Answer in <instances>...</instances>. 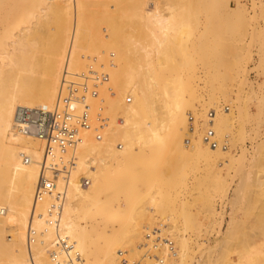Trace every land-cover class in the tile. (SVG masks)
Masks as SVG:
<instances>
[{"label": "bare ground", "instance_id": "bare-ground-1", "mask_svg": "<svg viewBox=\"0 0 264 264\" xmlns=\"http://www.w3.org/2000/svg\"><path fill=\"white\" fill-rule=\"evenodd\" d=\"M85 1L0 0V264H55L50 252L55 249L57 233L45 222L53 199L49 196L35 202L34 198L40 179L43 146L36 138L24 136L16 130V109L53 107L66 74L73 78L84 72L88 59L96 58L98 62L108 65L111 55L114 57L113 66L107 69L109 82L101 89L99 98L92 100V114L103 111L108 118L102 138L96 140L92 132H84L75 151V170L57 182L56 192H64L66 196L59 234L72 245L70 251L59 252L58 255L61 259L75 255L82 264H173L182 255L179 256L182 249L179 252L180 246L176 248V245L180 242L182 247H186L187 242L183 237L168 233L165 239L160 240L168 224L152 230L147 226L143 243L142 224L129 218L133 215H136L133 218L147 217V214L154 213L158 208L157 202L162 203L154 195H150L146 207L143 204L140 205L142 207H135L131 203L135 200L132 198L139 193L140 184L151 174V165L144 169L142 165L145 160L139 155L154 142L163 144V134L176 136L188 133L192 139L191 144L186 142L188 147L202 149L206 154L213 153L226 160L230 156L222 142L218 141L219 147L213 149L204 138L202 141H195L194 138L201 120L214 131L218 139L223 131L229 129V120L234 119V114L231 115L229 109L219 112L218 102L213 100L204 106L201 114L193 107L190 112L191 126H187V114L182 106L186 94L185 84L179 75L167 70L170 59L185 55V38L183 40L181 31L186 29V20V24L184 21L182 24L181 20L175 23L177 20L173 16L166 18L159 13L157 1L149 0H114V12L102 2L101 6L99 4L102 9L98 8L97 11L99 14L95 12L97 15L93 16L94 19L88 20L87 14L91 8H86L89 4L87 1L86 5ZM194 1L193 4L199 3L206 12L223 8L219 0ZM236 5L241 12L242 5L239 2ZM11 15L15 17L13 20L21 19L23 25L16 34L11 32ZM210 19L213 23V18ZM236 20L238 25L239 19ZM178 23L184 29L179 28ZM138 25L147 29L144 38L148 39V43L145 39L143 43L140 38H136ZM95 26H103V31L108 33L99 36L102 43L95 37ZM224 27H227L225 23ZM221 29L218 32L222 36L225 32H221ZM193 30L186 31L189 32L186 33V39L192 37ZM183 33L185 35V30ZM107 53L110 54L103 61L101 58L104 56L101 55ZM86 54H97L100 58L86 57ZM261 63H264V58ZM261 65L264 64H260L259 69ZM260 78L262 83H259ZM255 81L250 89L253 104L250 157L248 165L241 168L242 164L238 170L231 204L234 208L246 205L243 207L244 212L246 208L247 212L254 211L253 222L247 223L252 230H248L252 232L257 228L259 232L249 234L245 228L248 226L245 225L242 228L249 232L248 237L239 229L237 234L232 235L234 231H230L232 228H229V224L221 238L215 240V256L211 254L212 245L204 248L207 252L204 253L208 254L205 264H264V71L257 73ZM211 107L215 109L213 112L208 110ZM80 110L77 104L72 105L73 112ZM117 113L122 115L118 122ZM25 157L28 158L27 162ZM154 163L161 164L160 161ZM82 180H88V185L82 187ZM127 214L132 223L126 225L122 219ZM246 214H242L243 219ZM166 219L168 221L170 218ZM237 220L233 221L238 226L244 224V221L240 220L239 224ZM30 227L36 232L32 244H29ZM149 236L156 238L157 242H150ZM231 238H237L238 241L235 244L238 246L235 259L230 255ZM246 238H250L249 242ZM167 241L173 244V251L169 249Z\"/></svg>", "mask_w": 264, "mask_h": 264}, {"label": "rangeland", "instance_id": "rangeland-1", "mask_svg": "<svg viewBox=\"0 0 264 264\" xmlns=\"http://www.w3.org/2000/svg\"><path fill=\"white\" fill-rule=\"evenodd\" d=\"M87 1L89 6H86V8H91L90 11H88L89 14H87L89 15L88 20L94 19L93 16L95 14L97 15V13L99 14L97 11L98 8L102 9V7H99V4L101 6L102 2H105L104 4L106 6H104L110 9L111 12L116 8V2L114 0H94V2L93 0H86V5ZM98 1L99 3H97V6L95 2ZM149 1H157L159 3V13L166 18L173 16L175 20H177L175 23L181 20L180 22L183 24L185 22L184 20H186L188 24L187 25L185 22L186 27L182 25L180 26L179 23L177 25L180 26L179 28H186L184 29L185 35L183 33L184 30L181 31V34H183V40L185 38L183 42L184 46L186 45L185 50L188 53L185 51L184 57H176L175 59L173 57L167 62V70L175 75H179L185 84L186 94L182 106L184 108V113L187 114V126L190 127L192 122V116L190 115L191 109L195 107L201 114L204 106H208V103L213 102V100L218 102L217 106L219 112H224L225 109H229L230 114H234L233 117L231 116L234 119H232V121L229 120V129L223 131L218 139L215 137L217 143L218 141L222 142V145L226 147V151L230 156L226 160L213 153L206 154L202 149H192L191 146L188 147L186 142L188 141V144L192 143L191 135L188 133L182 135L177 134L176 136L168 133L163 134L161 135L163 138V144L159 145V143L154 142L151 145H148L139 157H142L145 160V164L142 165L144 169H147L149 164L151 165V168L149 169L151 170V174L148 176V179L143 176L145 181L140 184V189H138L139 193H137V196L135 195L136 197L132 198H135V200H132L131 203L133 206L136 205L135 207H142L143 205V207H146L150 195H154L155 198L162 203L156 201L157 203H155L159 204V206L157 205L158 210L156 209V211L154 209V213L147 214V217H138L140 218L138 219L133 218L136 217V215H129V218L132 217V220L130 219L131 221L136 220V222L142 224L143 243L145 242L144 236L147 234L145 230L147 226L152 230L154 228H161L165 224L167 226L168 224L166 227V229H168L160 240H162V238L165 239L168 233H174L175 235L178 234L183 237L184 241L187 242V248L182 247L180 242L176 245V248L180 246V248H178V250L180 249L179 252L182 249V251L185 250L184 252L186 253L187 251V253L185 254L181 251L182 253L180 252L179 256L181 254L183 256L181 255L180 258L178 257L179 259H177L179 261L176 260L177 262H173V264H181V260L182 264H205L206 259H208V254H206L207 252L204 248L212 245L213 252L211 251V254H213L212 257L215 256V252H217L214 250L217 246L214 244H217L215 240L221 238V235H223L229 224V228L233 229L230 231H234L233 234L231 233L232 235L237 234L239 230H243L245 237L246 234L248 237V233L250 232L249 234H251L254 231L253 229L251 232L250 230L252 229H250V225L247 224L250 221L253 222L254 219H252V216L255 218V215H253L254 211H249L250 213L252 212L249 215V212H247L248 209L246 208V214L244 212L246 205H243V207L245 206L244 208L240 205L234 208L231 201H233L232 191L237 183L238 170L242 164L243 166L241 168L248 165L247 160L250 157V126L251 113L253 112L250 89L251 85L256 82L257 73L264 71V65H261L263 69H259L260 64H264L261 63V59L264 58V0H219L218 2L221 1L220 3L223 7L222 9H218L219 11L222 10L220 13L216 8L213 9H216L215 12H213V10L211 12H206L202 9L203 7H201V5H198L199 3L193 4L195 3L194 0V2H192V0H177V2L176 0ZM237 1L243 7L241 12L237 10V5L235 6V4L238 3ZM189 2H192V4ZM96 6L97 9H95ZM209 15L214 17H210ZM13 17L14 16L11 15V32L16 34L21 28H23V25L21 24V19L13 20ZM210 18H213V23L210 22ZM236 19H239L238 25H236ZM197 21H199V23ZM196 23H198V26ZM224 23L227 27H224ZM230 23L231 25H229ZM213 25L215 27H213ZM211 26L217 30V32L223 26L222 28H225V30L221 29V32H225V36L223 34L222 36L219 35L220 31L218 32V36L217 32L213 30ZM140 27L141 26L137 28L138 31L136 38H140L142 41L145 39L144 36H146L147 29L141 27L142 31L140 32ZM188 27L190 31L192 28L194 29L191 32L192 37L188 38L189 40L185 37L187 33L186 31H189L187 30ZM96 28L97 26L94 28L95 31L97 30L95 37L99 38L101 35L105 36L108 34L103 31V26L98 27L99 29ZM126 29L127 27L125 30ZM141 33L145 34L142 38L140 37L142 35ZM101 37L99 38L100 42L102 39ZM147 40L145 39L146 43H148ZM106 41L107 40L105 39V42ZM185 41H187V43ZM100 42H98L99 45ZM199 43L200 46H198ZM201 45H204V47L202 46L203 48H201ZM109 54H102L101 57L104 56V58L101 59L103 61L105 59L107 60ZM117 55L118 54L115 55V59L117 58ZM85 56L99 57L100 55L86 54ZM259 80V83H262V79L260 78ZM214 108L212 109L211 107V109L208 110L213 112L217 109ZM121 118L122 115L117 113L116 121L118 122ZM147 121L148 118L146 119V122ZM149 121H151V119ZM198 125V131L194 140L197 141L198 139H201L202 141L206 131L209 130V126H206L201 120H199ZM180 142H183V144L180 145ZM118 145L119 142L116 143L115 146L118 147ZM156 161H160L161 164L154 163ZM220 163H222V165H220ZM227 191L228 193H223ZM136 202L137 204H135ZM240 214H246L249 217L247 218V216H245L247 219H243L242 217H244V215L240 216ZM234 215L236 216L234 217ZM232 216L234 217L233 219L231 218ZM127 217L128 214L123 216V224L125 223L127 225L132 223ZM164 217H169V220L171 221H167ZM233 220H237L239 224L244 221V224L238 226V223ZM240 220L242 221L240 222ZM228 221H230V223ZM231 221L232 223L237 224H233L235 225L234 228ZM245 225H249V228L245 227L247 228L246 230L250 229L248 230V233L245 231V228H242ZM256 229L257 228H255L254 232L258 233L259 230ZM241 233L243 234L242 231ZM236 239L237 238L229 239V247L231 250L230 255L231 258L234 259L235 249H237V245L235 244L238 243ZM249 239H247V241ZM185 255L188 256L186 257Z\"/></svg>", "mask_w": 264, "mask_h": 264}, {"label": "built area", "instance_id": "built-area-1", "mask_svg": "<svg viewBox=\"0 0 264 264\" xmlns=\"http://www.w3.org/2000/svg\"><path fill=\"white\" fill-rule=\"evenodd\" d=\"M113 57V55L110 56L108 65L98 62L96 58L88 59L84 72L73 78L66 74L53 107H19L14 114L16 130L24 136L36 138L43 146L40 179L35 188L34 198L35 202L49 196L53 199L45 222L57 233L55 249L50 252V258L55 264H82L75 255H69L65 259L59 258L58 255L59 252L70 251L72 245L59 234L60 216L66 196L64 192H56L57 182L60 178L70 176L75 170L77 166L75 151L82 141L84 132H92L96 140L102 138L108 118L103 111L92 114V100L99 98L101 89L109 82L107 69L113 66ZM73 104H77L81 110L73 112ZM204 141L213 149L219 147L215 133L211 129L206 131ZM24 159L28 161L27 157ZM80 185L87 186L88 180H82ZM33 217H35L34 214ZM35 238L36 232L30 227L29 244L34 243ZM147 238L150 242H157L156 238L151 236ZM168 246L173 251L171 242ZM155 260L157 261V258Z\"/></svg>", "mask_w": 264, "mask_h": 264}]
</instances>
